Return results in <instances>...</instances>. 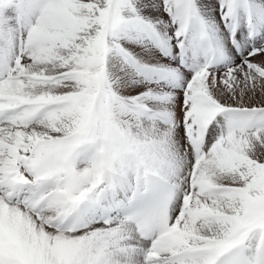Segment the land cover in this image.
Instances as JSON below:
<instances>
[{
	"label": "snow or ice",
	"instance_id": "obj_1",
	"mask_svg": "<svg viewBox=\"0 0 264 264\" xmlns=\"http://www.w3.org/2000/svg\"><path fill=\"white\" fill-rule=\"evenodd\" d=\"M0 264H264V0H0Z\"/></svg>",
	"mask_w": 264,
	"mask_h": 264
}]
</instances>
